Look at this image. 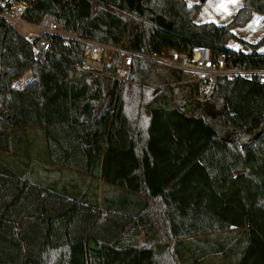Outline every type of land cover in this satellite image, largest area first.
I'll return each instance as SVG.
<instances>
[{"label":"trees","instance_id":"1","mask_svg":"<svg viewBox=\"0 0 264 264\" xmlns=\"http://www.w3.org/2000/svg\"><path fill=\"white\" fill-rule=\"evenodd\" d=\"M203 1L31 0L32 21L58 9L67 28L115 50L107 65L55 34L42 61L29 48L36 91L15 89L0 115V264H264V86L220 77L199 100L188 73L141 57L203 44L263 67L264 52L226 42L264 0H243L224 24L193 21ZM8 29L0 20V59ZM15 68L0 62V78ZM174 83L187 85L179 98ZM43 161L84 180L46 190L30 177ZM129 229L145 231L141 251L119 247Z\"/></svg>","mask_w":264,"mask_h":264},{"label":"built area","instance_id":"2","mask_svg":"<svg viewBox=\"0 0 264 264\" xmlns=\"http://www.w3.org/2000/svg\"><path fill=\"white\" fill-rule=\"evenodd\" d=\"M198 2L199 0H192ZM32 9L31 0H0V20L7 28L16 29L18 25L27 24L32 31L25 36V41L34 59L42 61L51 48V42L46 34H55L64 40L75 39L83 42V57L85 61L109 64L107 56L114 48L97 40L83 38L80 30L66 27V21L59 15V10H49L39 14L35 20L25 22L26 14ZM247 53V52H246ZM132 53L125 52L121 59V66L131 65ZM154 59L168 67L181 70L190 75L192 81L197 83V97L204 100L212 94L217 80L226 77L230 80L243 78L254 80L264 86V66L251 67L239 62H231L224 53L212 54L209 46L203 44L193 45L189 52H180L175 48H166L159 54L141 56Z\"/></svg>","mask_w":264,"mask_h":264},{"label":"crops","instance_id":"3","mask_svg":"<svg viewBox=\"0 0 264 264\" xmlns=\"http://www.w3.org/2000/svg\"><path fill=\"white\" fill-rule=\"evenodd\" d=\"M185 2L187 4L194 3L192 0H189V1L185 0ZM208 2L212 4L215 3L214 7L216 8V11L211 13L210 17L205 16V13L203 11L201 12L205 4H207ZM242 3H243V0H204L200 4L195 15L193 16V21L196 23L212 21L216 24H224L232 18L233 14L242 5ZM260 16L264 17V14L259 13V12H252L247 22L251 21L252 18H256L260 20L259 19ZM241 29H243L241 25H235L231 28V31L234 37L229 38L226 42V45L231 49L239 50L243 52H249L252 48H254V50L257 52H264V42L261 44H258L256 47L250 46V44L257 42L264 35V33L258 34V36H255L252 39H248L249 40L248 41L245 38V35L242 33ZM239 33H240V36H239ZM241 40L244 41L246 44H244ZM20 86L21 85H19L17 88H22ZM25 89L31 91L32 93H35L36 86H34L32 89H28V88H25ZM4 100L5 98H4V95L2 94L1 102H2L3 109H0V112L2 111L1 114H3L6 111L4 110V105H5ZM2 124H6V122L3 121ZM30 177L32 179L41 180L43 185L46 186L45 187L46 190H49V191H55V190L64 191L66 190V187H69V183L73 182L75 179H77V182H80V181L82 182L84 180L79 175H75L67 169L56 168L44 161L41 164H37L33 166V170L30 173ZM165 226L166 225H164V227ZM145 243H146V236H145V231L143 229H129V230H125L121 232L118 235V244H119V247L122 249L130 248V247H139L141 251L144 248ZM180 247L181 248L179 249V253L177 252V255L179 257H183L188 253V250H187V247L184 245H181Z\"/></svg>","mask_w":264,"mask_h":264},{"label":"rangeland","instance_id":"4","mask_svg":"<svg viewBox=\"0 0 264 264\" xmlns=\"http://www.w3.org/2000/svg\"><path fill=\"white\" fill-rule=\"evenodd\" d=\"M214 4L208 2L207 4H205L201 12L203 11L205 13V16L210 17V14L216 11ZM261 17L262 16H260L259 18L260 20L256 18H252L251 21L249 22L246 21L247 23L245 22L246 23V24L244 23L245 25L244 24L241 25V27H243V29H241L242 33L245 35V38L247 40L252 39L255 36H258V34L264 33V17L262 18ZM24 20L26 23H29V21H32L29 15L25 16ZM31 31L32 29L29 26H27V24H21V25H18L16 29L6 30V33L4 35L3 52L1 55L0 62L1 64H9V65L16 67L15 68L16 70L13 73L6 75V76H2L0 78V100L3 94L5 98L4 110L6 111H11L16 106V101L13 97V92L15 89H17L19 85H21L20 87L24 89L25 88L32 89L35 86L34 77L31 71L25 69V66L31 61L30 49L25 41V36ZM239 36H240V33H239ZM109 54L110 52L107 54V56H110ZM145 56H148V55H145ZM144 59L148 62L162 64L152 58L151 59L144 58ZM127 68L128 67L120 66L118 69L117 75H116V79H119V81H121L122 79H125L126 77L125 74L127 73V70H128ZM186 81L188 83L191 81L190 76L187 77ZM183 83L171 84L173 87L177 86V88H179L180 91L178 90L175 94V96L178 98H179L178 93L182 92L183 90L187 88V85ZM36 142L38 143V145L36 146H42L44 143L43 138L37 139Z\"/></svg>","mask_w":264,"mask_h":264},{"label":"water","instance_id":"5","mask_svg":"<svg viewBox=\"0 0 264 264\" xmlns=\"http://www.w3.org/2000/svg\"><path fill=\"white\" fill-rule=\"evenodd\" d=\"M89 247L93 250H97L98 247L96 246V244L94 242H89Z\"/></svg>","mask_w":264,"mask_h":264}]
</instances>
